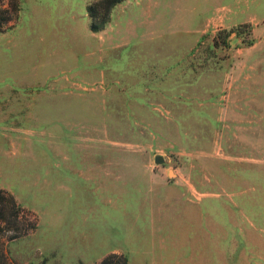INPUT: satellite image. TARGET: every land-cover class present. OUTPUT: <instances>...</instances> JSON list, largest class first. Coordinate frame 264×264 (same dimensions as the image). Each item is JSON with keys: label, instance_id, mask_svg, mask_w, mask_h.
Segmentation results:
<instances>
[{"label": "rangeland", "instance_id": "rangeland-1", "mask_svg": "<svg viewBox=\"0 0 264 264\" xmlns=\"http://www.w3.org/2000/svg\"><path fill=\"white\" fill-rule=\"evenodd\" d=\"M92 1L0 0L11 264H264V0Z\"/></svg>", "mask_w": 264, "mask_h": 264}, {"label": "trees", "instance_id": "trees-1", "mask_svg": "<svg viewBox=\"0 0 264 264\" xmlns=\"http://www.w3.org/2000/svg\"><path fill=\"white\" fill-rule=\"evenodd\" d=\"M122 0H93L87 5V12L90 16L89 28L93 31L100 30L104 27L105 23L109 19V13L111 8ZM19 9L18 3H15L12 7L0 8V24H3L12 19L14 14ZM244 23L237 24L229 29H218L214 35V44H217V38L222 33V43L227 44L226 36L231 32L239 33L241 26ZM250 39L248 42L251 43ZM37 220L32 212L22 206L12 192L0 187V237L7 232L9 238L13 239L21 234H25L29 230L36 227ZM11 260L8 258L3 243L0 241V264H11ZM95 264H127V257L123 253L109 252L105 254Z\"/></svg>", "mask_w": 264, "mask_h": 264}, {"label": "crops", "instance_id": "crops-1", "mask_svg": "<svg viewBox=\"0 0 264 264\" xmlns=\"http://www.w3.org/2000/svg\"><path fill=\"white\" fill-rule=\"evenodd\" d=\"M119 3V2H118ZM120 4H121V2H120ZM172 23V22H171ZM155 50V49H154ZM157 55V54H156ZM147 56L149 57V55L147 54ZM149 65H150V63H149ZM89 169H94V167L93 166H90L89 167ZM141 192V191H140ZM109 252H118V253H124V251H121V250H117V251H109ZM109 252H107V253H109ZM107 253H105V254H107ZM127 254V253H126ZM154 262H156L155 264H171L169 261H165V260H162V261H154ZM160 262H162V263H160ZM164 262V263H163ZM127 263H128V258H127ZM153 262H151V264H152Z\"/></svg>", "mask_w": 264, "mask_h": 264}, {"label": "water", "instance_id": "water-1", "mask_svg": "<svg viewBox=\"0 0 264 264\" xmlns=\"http://www.w3.org/2000/svg\"><path fill=\"white\" fill-rule=\"evenodd\" d=\"M162 160H163L162 155L157 154V155L155 156V161H157V162H161Z\"/></svg>", "mask_w": 264, "mask_h": 264}]
</instances>
